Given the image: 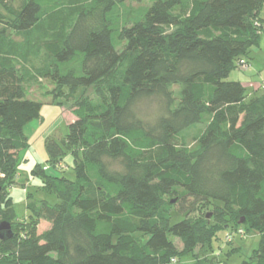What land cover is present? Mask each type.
Returning a JSON list of instances; mask_svg holds the SVG:
<instances>
[{
	"label": "trees",
	"instance_id": "obj_1",
	"mask_svg": "<svg viewBox=\"0 0 264 264\" xmlns=\"http://www.w3.org/2000/svg\"><path fill=\"white\" fill-rule=\"evenodd\" d=\"M127 1L8 10L0 0V264H175L224 228L258 230L242 264H264V81L248 94L228 78L259 44L264 0H147L129 12ZM38 79L55 99L88 87L96 98L75 101L65 138L45 142L47 164L34 170L58 201L31 202L18 219L9 188L29 145L24 127L40 116L24 86ZM151 98L149 119L138 106ZM205 119L186 146L182 132ZM69 153L72 178L62 174ZM172 198L184 214L174 223ZM205 204L214 223L187 216ZM36 218L49 224L41 235L29 228Z\"/></svg>",
	"mask_w": 264,
	"mask_h": 264
},
{
	"label": "rangeland",
	"instance_id": "obj_2",
	"mask_svg": "<svg viewBox=\"0 0 264 264\" xmlns=\"http://www.w3.org/2000/svg\"><path fill=\"white\" fill-rule=\"evenodd\" d=\"M21 2L22 0H4L3 3L6 5L4 8L13 10ZM147 5V0H129L125 3L128 12L139 10ZM262 47L264 48V45ZM254 49H256L255 46L250 48L251 51ZM256 54L257 56H254L252 61L250 60L251 67L247 64L245 68L243 66L244 70L240 68L232 69L228 78L240 81L243 84L248 83L251 86L260 85L264 81V51L262 50ZM248 67L249 69H247ZM245 87L248 88L246 85ZM24 88L28 98L41 103V109L40 116L24 127V133L27 136L29 145L18 152L15 183L9 188L14 213L18 219L27 216L26 206L31 202L46 200L48 203L54 204L58 201L54 192L44 190L41 187L40 176L34 174V170L38 165L42 170L44 165L47 164L48 153L45 142L49 139L61 142L65 138L68 124L73 119L71 109L75 101L81 96H86L90 99L96 98L94 89L88 87L86 89L80 88L74 93H70L65 89L61 97L55 99L52 94L54 84L45 79H38L25 84ZM173 90L178 92L179 87L175 86ZM259 91L262 92L264 90L261 88ZM138 113L145 118L151 119L154 117L158 113L156 99L143 100L138 106ZM206 121L205 119L182 132V138L186 146L193 148L196 145L198 136L206 126ZM73 161V156L69 153L65 156L62 163V174L68 178L73 177ZM47 171L54 172L49 169ZM171 202H173V211L170 214V221L174 223L183 219L184 214L180 211V205L177 200L172 198ZM187 216L192 218V220L214 223L212 219L213 211H211V206L208 204L197 208L194 212L188 213ZM31 221L32 227L29 228H33L37 235H41L49 227V224L43 219L36 218L31 219ZM14 225L17 228L23 227V225ZM241 228L244 229L245 227L242 226ZM232 230L231 228L221 229L218 232L219 239H214L211 247L205 249V247L200 248L198 246L195 248L194 253L181 254L179 255V261L175 264H187V261H191L194 257L202 260L211 258L217 264H242V262L250 260L258 247L259 231L249 228L248 231L245 229L242 234H237ZM225 237H227V240H225ZM170 238L175 241L173 236H170ZM178 246L181 248L179 241Z\"/></svg>",
	"mask_w": 264,
	"mask_h": 264
},
{
	"label": "crops",
	"instance_id": "obj_3",
	"mask_svg": "<svg viewBox=\"0 0 264 264\" xmlns=\"http://www.w3.org/2000/svg\"><path fill=\"white\" fill-rule=\"evenodd\" d=\"M264 45V29H263V32L261 33V35H260V39H259V44H258V46H255L256 47V49H254V50H250V52H249V55H248V62H249V67H251L250 66V60L252 61L253 60V58H254V56H257V54L256 53H258V52H260V51H264V48L262 47ZM249 67L247 68V69H249ZM246 72V71H245ZM248 88H246L247 89V93L248 94H251V93H253V92H255V93H257L258 92V89H259V85L257 86V85H255V86H251V85H249L248 83H244Z\"/></svg>",
	"mask_w": 264,
	"mask_h": 264
},
{
	"label": "water",
	"instance_id": "obj_4",
	"mask_svg": "<svg viewBox=\"0 0 264 264\" xmlns=\"http://www.w3.org/2000/svg\"><path fill=\"white\" fill-rule=\"evenodd\" d=\"M8 228H9V224L4 223V222L0 224V230L8 229ZM5 233L8 234V233H10V232H9V231H7V232L5 231ZM1 236H3L2 233H0V237H1Z\"/></svg>",
	"mask_w": 264,
	"mask_h": 264
},
{
	"label": "built area",
	"instance_id": "obj_5",
	"mask_svg": "<svg viewBox=\"0 0 264 264\" xmlns=\"http://www.w3.org/2000/svg\"><path fill=\"white\" fill-rule=\"evenodd\" d=\"M241 63H242V66H244V68H245V67H246V66H245V62H244V61H241Z\"/></svg>",
	"mask_w": 264,
	"mask_h": 264
}]
</instances>
